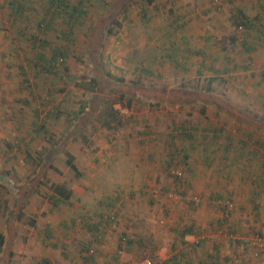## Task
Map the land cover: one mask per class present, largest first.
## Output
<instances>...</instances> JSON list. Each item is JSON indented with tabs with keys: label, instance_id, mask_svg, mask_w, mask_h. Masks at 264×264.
I'll use <instances>...</instances> for the list:
<instances>
[{
	"label": "rangeland",
	"instance_id": "374dc122",
	"mask_svg": "<svg viewBox=\"0 0 264 264\" xmlns=\"http://www.w3.org/2000/svg\"><path fill=\"white\" fill-rule=\"evenodd\" d=\"M10 1L0 0V233L3 240L0 264H82L87 244L94 246L93 255L97 257V241L102 248L114 233L118 237L114 264H136L142 257H148L153 264H163L169 256L172 237L173 222L169 219L178 206L184 215L188 214L182 200L176 198L177 191L184 185L186 163H170L167 171L162 173L148 169L150 178L144 175L137 179L153 183V190L146 192L154 199L153 203L145 195L131 196L127 193L129 190H125L128 196L125 200L135 202L126 203L122 211L117 204L108 211L101 210L105 215L115 213L117 218L114 216V225L107 227L111 230L107 235L101 225L98 240L91 228L98 216L88 205L97 193L94 187L106 184L105 177L110 180L122 178L114 172L109 173L107 166V160H112L115 152H123L119 157L128 154L120 140H137L138 134L147 130L150 131L149 142L156 141L161 134H170L179 141L174 132L176 125L181 123L186 127L187 121L194 123L198 119L199 115L190 110L189 103L182 101L180 106L177 105L179 108L174 109L171 105L174 102L168 101V97L175 94L174 88L204 85L206 78L191 75L193 70L200 69L198 60L213 57L210 64L220 71L225 65L222 63L226 62L224 58L238 59L237 65L242 66L245 62L248 66L233 71H252L250 60H243L244 54L253 52L261 57L264 47L252 44L251 50H243L238 41H253L257 27L264 29V0H222L218 6L213 0L97 1L89 7L85 23L71 31L70 41L75 47L72 49L74 56L69 54L65 59L69 69L67 80L44 71L42 62L35 59L39 42L34 38L38 33L36 22L42 16L33 9L40 6L39 2L19 0L24 8L19 14H13ZM124 3L128 6L122 11ZM239 16H245V26L237 25L233 20ZM51 23L52 31L46 35L38 33L39 38H47L49 44L44 55L49 53L50 45L63 43L60 34L67 29L61 16ZM111 24L114 25L113 34H107L106 28ZM184 28L192 32L185 30L184 34ZM182 36L194 39L193 50L180 46L184 43ZM170 45L177 49L176 63L171 57H162L165 52L171 53V48L164 51ZM186 54L191 58L182 62V55ZM184 63L188 64L187 69L182 67ZM178 70L181 73L177 74ZM235 75L240 78L242 74L235 72ZM90 76L97 83L92 92L89 91L90 84L78 80ZM231 76L236 78L232 73L225 75L226 83L225 78L221 81L214 77V90L222 95L227 88L226 93L232 91L229 88ZM250 80L252 78L246 73L240 82L248 84ZM248 87L253 93L264 90V86L255 88L249 84ZM116 91L132 97L130 106L114 105L119 111L120 123L109 129L99 126L94 118L100 101L115 95ZM187 91L182 95L189 94ZM156 98L159 102L154 101ZM253 112L264 116V110ZM48 113H51L49 117ZM40 123L45 130L40 129ZM257 129L263 139L264 130ZM171 141V144L175 143ZM125 145L129 150L127 143ZM238 146V149L252 150V142L249 147L242 143ZM257 147L259 158L264 159V144ZM167 149V155L172 153L170 145ZM66 153L72 155L79 175L64 163ZM174 171L181 173L180 178L175 177ZM54 184H61L67 190L73 188L76 195L56 202L57 196L51 188ZM240 186L236 185L238 189ZM247 188L252 191V183L248 182ZM244 194L241 187L237 199ZM263 196L264 191L262 195H256L259 201ZM226 197L230 199L222 205L229 211L235 196ZM241 208L237 215L244 221V229L229 236L223 228L219 234L224 240L235 241L236 252L226 254V264H264V252L254 249L250 243L253 234L264 235V232L250 230L252 209L247 205ZM57 211L70 213L65 216L68 219L64 220L68 223L65 233L54 230L60 214ZM256 213L264 214V205ZM126 214L133 217L130 227L123 228L121 219ZM46 228L51 229V236H47ZM121 236L130 238L131 244L128 248L124 244L122 252L117 253ZM211 241V238L206 239L207 243ZM100 259L101 262L96 264H110L108 258Z\"/></svg>",
	"mask_w": 264,
	"mask_h": 264
},
{
	"label": "crops",
	"instance_id": "0c3cea01",
	"mask_svg": "<svg viewBox=\"0 0 264 264\" xmlns=\"http://www.w3.org/2000/svg\"><path fill=\"white\" fill-rule=\"evenodd\" d=\"M185 30L190 33L192 32L189 28H184V34H186ZM257 30V33L254 34L253 41L246 42L245 39L243 41H238L240 48H243V50H251L252 44L264 47V40H262V38H264V31L259 27H257ZM193 40L192 37L182 36L181 41H184V43L180 46L183 47V49L186 48L188 51L193 50ZM198 51H201V49ZM182 56V62L189 60V57L191 58L188 54ZM210 58L206 57L205 59L198 60L200 69L193 70L191 75L203 77L206 78V80H208L209 77H218L221 81L223 77L226 83L228 79L225 75L232 73L236 77L234 78L231 76L230 78L231 87L229 88H231L232 91L226 93L225 91L228 89L227 88L223 91L222 95L214 90V83L211 82L212 85L210 84V87L213 95L216 96L217 102L201 103L196 101L189 103L188 106L190 110L199 115L194 123L189 121L185 123L188 128H190V134L188 135L189 139L187 138L182 141L173 139L175 143L172 145L170 136L161 134L156 141L149 142L148 136L150 134H147L146 130L138 134L137 140L139 141L133 138L120 140V144H123L122 146L125 153L128 154L119 157L123 152H115V156L112 157V160H107V166L109 167V173L114 172L121 175L122 178L119 180H114L112 178L110 180L108 177H105L104 182L106 184H99L94 187L97 193H95L94 200H92L90 204L88 203V205L93 207L91 211L94 210L100 221L106 216L105 213L103 214L102 212L105 209L108 211L117 204L122 211L126 203L134 201L125 200L126 197H128L125 194V190H129L127 193L131 196L134 194H140L141 197L145 195V197L153 203L154 199L146 193L148 190H153V183H145L144 181H137V179H139V177L144 178V175L150 178L151 172H149L148 169L158 170L159 173H162L165 172V170L167 171L170 163H186L184 185L182 189L177 191L178 195L176 198L182 200L180 202L183 203L185 206L184 209L188 214L184 215L180 206L174 209L169 219L173 222V227L170 228L172 230V237L170 238L171 242L169 243L168 249L169 256L163 261V264H166V260L169 264H207L209 256L217 260L218 264H226V261H228L226 254L228 252L232 254L236 252L235 241L232 242L228 237H226L228 238L226 241L222 238L223 235L219 234L220 231H223V228L227 229L228 232L226 233L229 234V236L244 229V221L237 215L239 211H242L241 206L247 205L252 209V218L249 221L251 226H248L250 230L254 228L264 232V214L256 213L259 207L264 205V196L260 201L256 197L257 194L262 195L264 191V159L263 157L259 158L257 147L260 144H264V138L262 139V137L259 136L260 134H258L257 129L259 127L263 129L264 116L253 112L264 110V90L253 93V90L248 87L249 84H252L255 88H257V86H264V54L261 57L258 56V53L253 55V52L244 54L243 60H250L253 68L252 71H233L241 67L245 68L248 64L246 65L244 62L242 66L237 65V63H240L238 59L231 58H224L226 61L222 63L225 64L223 65L224 68L217 71L213 69L214 66H211L210 62L213 59L209 61ZM174 61L175 63L177 62L175 59ZM205 62L207 63L205 64ZM182 67H186L185 69H187L188 64L184 63ZM235 72L242 74L241 77H244L247 73L252 80H250L248 84L247 82H240L241 77L239 78V76H236ZM179 73H181V71L178 70L177 74ZM243 83H245V87ZM204 85L198 87H203ZM187 89L191 90L192 87H187ZM179 103L181 102L171 104L172 108L174 107L175 109L177 105L180 106ZM200 109L202 110L201 112ZM166 137H168V139ZM250 142H252V150L238 149V143H242L244 146L249 147ZM126 143L129 150L125 149ZM165 143H167V145H172V147L170 146L171 148L174 146L181 149L176 160H172L173 155H167L168 149ZM137 148L138 150H136ZM115 157L116 160H114ZM96 158L95 160L97 161ZM117 162H120V164H116ZM104 166L106 167V165ZM135 177L136 179H134ZM154 178L156 177L154 176ZM116 181L119 183L117 184ZM132 181L136 184H132ZM248 182L252 183V191L247 188ZM237 184L241 185L239 189L236 187ZM241 187L245 190V194L242 198L237 199L236 194L240 193ZM247 189L249 191H247ZM253 189L255 191L260 189L262 192L257 191L253 193ZM73 192L74 190L72 188L68 198L60 197L56 199V202L71 199L72 196L76 195L74 194L75 192ZM227 195H230V197L235 196L233 207L229 211H226L225 206L222 205L225 199H230L226 197ZM52 206L53 205H51V207ZM52 209H54V207H52ZM57 212L60 214L57 217V226L54 227V230L57 233L61 231L65 233L64 230L68 223L64 220H68L65 219V216H70V213L66 211ZM115 216L117 218V215ZM132 217L133 215L130 214L126 217L123 215V219H121L123 220L121 222L123 228L130 227ZM182 222H185V224H182ZM112 225H114V223H105L103 227L105 235L111 232L107 227L111 228ZM44 230L47 236H51V229L46 228ZM44 230L37 231L43 233ZM212 233H214V237H212ZM199 235H203L204 237L198 240L196 237ZM117 238L118 237L114 233V236L108 239L107 245L102 248H100V242L97 241L96 254L98 256L96 257L93 255L88 258V261H84L82 264L100 263V258L103 260L104 258H108L109 263L114 264L112 260L116 258L115 246L117 244ZM207 238H211L212 241L207 243ZM130 242L126 244V248L129 247L131 244ZM163 248L164 247H162V249ZM47 252L52 254L51 251ZM62 255H65V253ZM95 259L96 262L93 263Z\"/></svg>",
	"mask_w": 264,
	"mask_h": 264
},
{
	"label": "trees",
	"instance_id": "16d2710c",
	"mask_svg": "<svg viewBox=\"0 0 264 264\" xmlns=\"http://www.w3.org/2000/svg\"><path fill=\"white\" fill-rule=\"evenodd\" d=\"M33 1L39 2V5H40L38 8L34 7V9H33L35 11H38L42 16L36 22V26H37L36 31L39 34H45L46 35L48 32L52 31L53 29L51 28L52 27L51 22H53L56 17L61 16L64 20V24L67 27V29H64L63 33L60 34L61 36H63V39H62L63 43H61L58 46L50 45L49 53L47 55H44L45 48L47 46H49L47 38L46 39H40L38 36V33H37V35L34 37L36 40L39 41L37 52L35 53V59L38 60V62L39 61L42 62L41 68H43L44 71L51 73L52 76H58L62 80H67L68 76H66V75H67L69 69L65 63V59L70 56L69 54H72V56H74V54L72 53V49L75 47V45L71 44L72 41H70L71 31L73 30V28L75 26L79 25V27H81L85 23L86 14H87L89 7L96 5V2L100 1V0H93V1H91V0H33ZM145 1L147 3H151V0H145ZM9 5H10V10L13 14L14 13L19 14L20 11L24 8L23 7L24 5H22V3H20L19 0L18 1L17 0H11ZM127 6H128V3H124V8L121 7V10L123 11V9H126ZM261 6H262V4H261ZM244 17L245 16L234 17L233 20L235 21V23L237 25L245 26V21L243 19ZM115 24L118 26V22L115 21ZM113 26L114 25L111 24L110 26H108L106 28L107 34H113L112 33L113 32L112 30L114 28ZM262 31H264V29ZM263 39L264 38H262V40ZM243 40H241V41H243ZM33 44H35V42H33ZM169 48H171V50H169L171 53L168 54L165 52L164 54H162V57H165V58H166V56H168V58L176 57L174 55L175 52H177V49L175 48V46L170 45V46H168V48L164 49V51H166ZM86 50H85V52H86ZM80 61H82V60H80ZM58 66L61 67V70H60L61 72L58 71V69H59ZM212 79H214V78L209 77V79L206 80L207 84L205 81V85L203 87H198L197 85H194V87H192V89L189 90L190 92L187 95H182V94L188 92L187 91L188 89H185L183 87L174 88L173 91H175V94H173V93H172V95L169 94L170 96L168 97L169 98L168 101L174 102V103L175 102H182V101L184 103H190V102H196V101H199L201 103L217 102L216 96L213 95L212 89L210 87V84L213 81ZM78 80H80L81 82L90 84V88H89L90 92H92L94 90L95 86L97 85L96 80L93 76H90L87 79L78 78ZM118 80L122 82L121 78H119ZM114 94L115 95H111L110 97L106 96L105 98H103L100 101V105L98 107V110L96 111L95 118H94L95 122H97V124L99 126H102V127L108 128V129L112 128V126L120 123L119 111L114 105H117V104L122 105L123 104V105H126L127 107H129L130 102L132 101L131 100L132 97H130V95L126 94L125 92L116 91V93H114ZM160 98L162 99V96H160ZM154 101L159 102L157 98ZM150 103H151V101H149V104ZM81 108L83 110V106ZM201 111L202 110L200 109V112ZM49 115H51V113L47 114L48 117H49ZM186 127H183L182 124L180 123V125H176V127L174 128L175 134H177L178 138L181 141L184 139H187L188 135L190 134L189 128H187V131H186ZM41 128L43 129L44 125L40 123V129ZM43 130H45V129H43ZM146 133L150 134V131H147ZM169 136H170V134H169ZM170 138L172 140L175 139L173 136H170ZM172 145H174V144L172 143ZM172 145H170V146L172 147ZM171 149H172V153L170 151L169 154L173 155L172 160H176L177 159L176 154H179L181 149L176 148L174 146ZM173 151L176 154H174ZM64 163L70 169L74 170L77 175H79L75 164L72 162V155L71 154L66 153ZM176 178L178 179V177H176ZM51 188L53 189L54 194L57 196V198H60V197L68 198V196L70 195V190L69 189L67 190L66 187H64L61 184H54ZM109 216H111V215H106L103 218V220H101V221L98 220V221H95L94 223H92L91 228L93 229V231L96 232L98 230L99 225L104 226L103 224L107 223V218H109ZM114 216H115V213H113V217ZM96 240H98V239L96 238ZM198 240H200V239H198ZM128 242H130V238L126 239L125 245ZM2 243H3V240H2V235L0 233V249H1ZM196 244H198V243H196ZM88 245L89 244H87L86 249H85V256L83 255L84 257L82 258L83 261H88V258L93 256V254H88V249L90 247H92L91 245H89V246ZM137 245H139V242H137ZM92 249H93V251H95V249L93 247H92ZM208 258H209V260L207 261L208 262L207 264H218L217 260L210 258V256ZM183 263H184V261H183ZM166 264H169L167 260H166Z\"/></svg>",
	"mask_w": 264,
	"mask_h": 264
},
{
	"label": "built area",
	"instance_id": "2783aa9c",
	"mask_svg": "<svg viewBox=\"0 0 264 264\" xmlns=\"http://www.w3.org/2000/svg\"><path fill=\"white\" fill-rule=\"evenodd\" d=\"M221 2H222V0H213V4L215 6L220 5ZM263 152H264V150H263ZM174 174H175V177H178V178L181 176V173L179 171H174ZM169 195H171V194H169ZM227 201H228L227 199L224 200L222 204H226ZM113 222H114L113 215L109 216V218H107V223H113ZM100 232H101V225L98 226V230L96 231V238L97 239L101 238V233ZM203 237H204L203 235H199L198 237H196V239H202ZM127 238H128L127 236H121L120 237L119 245H118L117 250H116L117 253H121L122 252L123 245L125 244ZM250 243L252 244L254 249L264 252V235L263 234H261L259 232L253 234L251 236V238H250ZM93 252L94 251H93L92 247H90L88 249V254H93ZM136 264H153V262L148 257H142L141 259H139L136 262Z\"/></svg>",
	"mask_w": 264,
	"mask_h": 264
}]
</instances>
